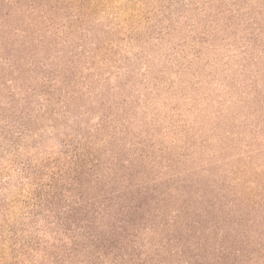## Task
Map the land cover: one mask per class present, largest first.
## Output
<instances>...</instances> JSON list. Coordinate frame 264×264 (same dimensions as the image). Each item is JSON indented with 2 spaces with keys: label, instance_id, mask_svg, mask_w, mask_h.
I'll return each mask as SVG.
<instances>
[{
  "label": "rangeland",
  "instance_id": "rangeland-1",
  "mask_svg": "<svg viewBox=\"0 0 264 264\" xmlns=\"http://www.w3.org/2000/svg\"><path fill=\"white\" fill-rule=\"evenodd\" d=\"M0 264H264V0H0Z\"/></svg>",
  "mask_w": 264,
  "mask_h": 264
},
{
  "label": "trees",
  "instance_id": "trees-1",
  "mask_svg": "<svg viewBox=\"0 0 264 264\" xmlns=\"http://www.w3.org/2000/svg\"><path fill=\"white\" fill-rule=\"evenodd\" d=\"M215 253H218L219 255V260H225L229 255H228V251L226 249H223V248H220V247H217L215 248ZM186 251V250H185ZM237 256V254H235V257ZM220 260V261H221ZM147 262V261H146Z\"/></svg>",
  "mask_w": 264,
  "mask_h": 264
}]
</instances>
